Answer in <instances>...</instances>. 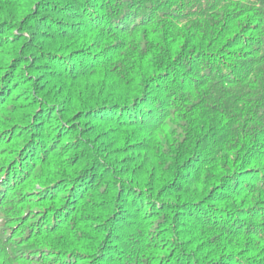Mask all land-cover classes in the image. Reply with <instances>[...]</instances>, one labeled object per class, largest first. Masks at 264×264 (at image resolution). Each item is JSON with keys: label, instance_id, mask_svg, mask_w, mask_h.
Returning <instances> with one entry per match:
<instances>
[{"label": "trees", "instance_id": "16d2710c", "mask_svg": "<svg viewBox=\"0 0 264 264\" xmlns=\"http://www.w3.org/2000/svg\"><path fill=\"white\" fill-rule=\"evenodd\" d=\"M0 264H264V0H0Z\"/></svg>", "mask_w": 264, "mask_h": 264}]
</instances>
